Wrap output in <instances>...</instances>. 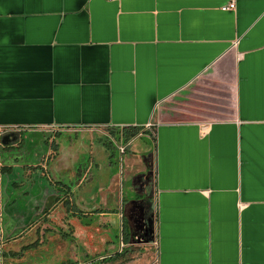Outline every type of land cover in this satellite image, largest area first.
Masks as SVG:
<instances>
[{
  "label": "crops",
  "instance_id": "0c3cea01",
  "mask_svg": "<svg viewBox=\"0 0 264 264\" xmlns=\"http://www.w3.org/2000/svg\"><path fill=\"white\" fill-rule=\"evenodd\" d=\"M4 127L0 229L21 227L0 264L42 241L48 222L24 217L54 209L120 232L90 259L58 240V264H264V0H0ZM101 129L130 141L127 202L117 173L80 191Z\"/></svg>",
  "mask_w": 264,
  "mask_h": 264
},
{
  "label": "rangeland",
  "instance_id": "374dc122",
  "mask_svg": "<svg viewBox=\"0 0 264 264\" xmlns=\"http://www.w3.org/2000/svg\"><path fill=\"white\" fill-rule=\"evenodd\" d=\"M48 133L50 135L52 132L48 131ZM98 133L101 137L104 136V139L106 138L105 149L107 150V155L101 157V155L97 154L95 149H90V147L87 146L88 144L85 143L87 146L86 150L79 155L78 162L76 164V177L79 178L82 175V187L80 188V191L82 190L85 193L87 189L94 190L96 185L106 184L112 174L117 173L120 203H122V200L123 202H127V200H131V198L135 197V193L130 190V182L127 180L123 169L124 162L122 158L124 157H122L123 155L120 154L117 149L119 138L116 136L114 139L109 136L112 135L111 129H101ZM142 139L143 138L140 140ZM6 154V152L1 151L2 156ZM88 208V205H86V209ZM60 209H63V205L59 208V210ZM95 217L94 213H91L90 216L78 213L76 216L66 215L65 217L64 214H60L58 209H54L51 216L47 217L49 228L44 232V235L40 236L42 241L39 244L37 243L36 246L31 247V249L28 248L29 250L21 254L18 257V262L16 264H58L59 261H57L56 257H60L62 249L64 250V254L66 256L67 252L72 250L87 254L88 257L86 259L93 258L99 252L104 250V240H114V233L116 232L117 235L120 233L119 227L113 226V230L110 227H100ZM43 218L44 217H32L28 222L30 224L35 223ZM28 222L24 223L23 227H28ZM45 223L46 221L40 222L38 229H40V227ZM20 227L21 223L16 221L14 218L1 217L0 237L2 241L6 240L10 234L13 235L18 233ZM55 230L59 233L57 234ZM35 238L37 239V236ZM58 240L64 243V248H60V250L57 243ZM155 244V240H153L150 245L147 244L146 246L145 244V247H147V253H145V255L148 257L146 261L151 263H155L156 261L155 254H153L151 250L152 248H150L151 246L154 247ZM119 246L122 247L121 243ZM4 249H6V247ZM58 250L59 256L56 254ZM5 251H7V249ZM1 259L4 264H10L6 256L5 258L1 256Z\"/></svg>",
  "mask_w": 264,
  "mask_h": 264
},
{
  "label": "built area",
  "instance_id": "2783aa9c",
  "mask_svg": "<svg viewBox=\"0 0 264 264\" xmlns=\"http://www.w3.org/2000/svg\"><path fill=\"white\" fill-rule=\"evenodd\" d=\"M235 7V3L234 2H230V3H228L227 5H224L223 7H222V9H233ZM145 128H148V129H151V125L150 124H148V125H146V127ZM12 129H10V128H1L0 129V137L2 136V135H4V134H6V133H9L10 131H11ZM50 130V129H49ZM141 133H138V134H136L135 136H137V135H140ZM130 143V141H126V142H121V143H117V149L119 150V152H120V154H123L124 152H125V150H126V147L128 146V144ZM121 245L123 246V244L121 243Z\"/></svg>",
  "mask_w": 264,
  "mask_h": 264
},
{
  "label": "flooded vegetation",
  "instance_id": "af4514ba",
  "mask_svg": "<svg viewBox=\"0 0 264 264\" xmlns=\"http://www.w3.org/2000/svg\"><path fill=\"white\" fill-rule=\"evenodd\" d=\"M86 144H83V146H82V148H80L79 150V152H80V154H82L85 150H86ZM46 207V206H45ZM44 207V208H45ZM45 209H43V207H42V212L44 211ZM44 215V213L42 214V215H40V216H38V215H36V217H44L43 216ZM32 217H24V219L26 220L25 222H27V221H29L30 219H31ZM42 221H47V217H44L43 219H40L39 221H37V222H35L34 223V226H38V224H40V222H42ZM33 226V227H34ZM49 228V227H48ZM48 228H47V230H48ZM56 231V230H55ZM35 238V233L33 232V234L31 235V237H29L28 238V241H31L32 239H34ZM37 245V243H34L33 245H32V247H34V246H36ZM59 252V251H58ZM57 254V253H56ZM57 256H58V254H57ZM56 257V256H55ZM56 259H57V257H56Z\"/></svg>",
  "mask_w": 264,
  "mask_h": 264
},
{
  "label": "water",
  "instance_id": "95a60500",
  "mask_svg": "<svg viewBox=\"0 0 264 264\" xmlns=\"http://www.w3.org/2000/svg\"><path fill=\"white\" fill-rule=\"evenodd\" d=\"M18 139V134L16 132H9L3 135L0 139L2 145H7L11 142H16Z\"/></svg>",
  "mask_w": 264,
  "mask_h": 264
},
{
  "label": "trees",
  "instance_id": "16d2710c",
  "mask_svg": "<svg viewBox=\"0 0 264 264\" xmlns=\"http://www.w3.org/2000/svg\"><path fill=\"white\" fill-rule=\"evenodd\" d=\"M132 129H128L127 132V137H133L136 134H138V132L140 131V127H131Z\"/></svg>",
  "mask_w": 264,
  "mask_h": 264
}]
</instances>
